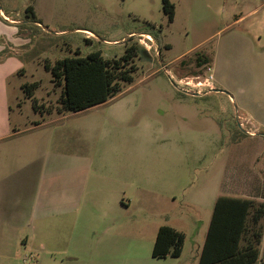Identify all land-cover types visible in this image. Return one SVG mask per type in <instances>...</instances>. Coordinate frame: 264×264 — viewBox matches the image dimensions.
<instances>
[{
  "label": "rangeland",
  "instance_id": "obj_1",
  "mask_svg": "<svg viewBox=\"0 0 264 264\" xmlns=\"http://www.w3.org/2000/svg\"><path fill=\"white\" fill-rule=\"evenodd\" d=\"M170 1L171 22L161 0H0L10 19H26L18 23L26 38L17 51L26 71L6 78L11 131L62 115L61 88L53 85L46 60L76 49L118 57L131 43L138 48L133 81L119 94L46 127H59L55 134L47 129L48 139L63 133L73 148L89 146L103 157V167L93 165L91 173H104L105 188L113 178L129 198L122 214L133 218L136 247L115 258L127 263L161 264L151 250L157 227L168 224L185 233L182 260L193 264L218 195L264 199V37L253 32L252 17L234 22L233 15L260 0H239L234 13L232 0ZM28 5L43 24L27 17ZM198 55L209 61L199 65ZM33 81V97L52 110H34V99L20 86ZM68 233L64 249L96 245L80 239L77 226ZM76 252L72 258L81 262L86 256ZM34 260L23 245L10 255L11 264Z\"/></svg>",
  "mask_w": 264,
  "mask_h": 264
},
{
  "label": "crops",
  "instance_id": "obj_2",
  "mask_svg": "<svg viewBox=\"0 0 264 264\" xmlns=\"http://www.w3.org/2000/svg\"><path fill=\"white\" fill-rule=\"evenodd\" d=\"M238 4L239 0L230 2L233 13ZM34 14L36 19L31 21L43 24ZM0 15V264H11V252L20 245L34 252L35 260L31 264L80 262L72 258L74 251L86 256L81 258V264H145L137 259L138 262L130 260L128 263L119 257L115 259L131 251L133 245L136 247L137 241H133V218L122 214L131 204L129 198L125 200L122 188L113 178L111 186L105 188L102 185L106 179L104 173H91L93 165L97 170L103 167V157L93 156L89 146L73 148L68 135L63 133L60 138L56 135L48 139L47 129L55 134L59 127H46L75 112L60 109L61 116L33 120L30 125L10 130L11 103L6 78L26 71L17 53L26 38L19 34L18 23L26 19H10L1 7ZM233 15L234 22L252 17L250 27L259 39L264 37V0ZM214 60L212 58V67ZM38 104L37 111L52 110V106H46L43 101ZM27 131H35V134H27ZM259 139L264 141V134L261 133ZM234 143L239 141L234 140ZM76 226L80 239L90 238L96 245H78L75 250L62 248L60 245L67 240L68 230ZM201 248L202 245L193 264H198ZM183 251L184 246L178 257L156 259H161V264H185ZM254 264H264V230L260 257Z\"/></svg>",
  "mask_w": 264,
  "mask_h": 264
},
{
  "label": "trees",
  "instance_id": "obj_3",
  "mask_svg": "<svg viewBox=\"0 0 264 264\" xmlns=\"http://www.w3.org/2000/svg\"><path fill=\"white\" fill-rule=\"evenodd\" d=\"M161 2L162 11L171 22L174 18L173 3L170 0ZM25 12L29 19H36L31 5L25 8ZM148 33L159 40L153 30ZM137 52V46L131 43L118 57H104L99 49L80 55L76 49L75 55L58 58L53 63L46 60L44 67L50 71L53 85L61 88L58 111H81L115 97L126 84L133 81L132 73L137 69L134 61ZM197 59L199 65L209 61L203 55H198ZM37 85V81L21 84L25 94L34 99L33 108L36 111L39 104L33 96ZM263 218L264 202L241 196L218 195L213 204L198 264L256 263L260 257ZM184 242L183 231L162 224L157 229L151 255L155 258L178 257Z\"/></svg>",
  "mask_w": 264,
  "mask_h": 264
},
{
  "label": "bare ground",
  "instance_id": "obj_4",
  "mask_svg": "<svg viewBox=\"0 0 264 264\" xmlns=\"http://www.w3.org/2000/svg\"><path fill=\"white\" fill-rule=\"evenodd\" d=\"M149 37V35H147Z\"/></svg>",
  "mask_w": 264,
  "mask_h": 264
},
{
  "label": "built area",
  "instance_id": "obj_5",
  "mask_svg": "<svg viewBox=\"0 0 264 264\" xmlns=\"http://www.w3.org/2000/svg\"><path fill=\"white\" fill-rule=\"evenodd\" d=\"M7 18V17H6ZM199 83H201V82H199Z\"/></svg>",
  "mask_w": 264,
  "mask_h": 264
}]
</instances>
